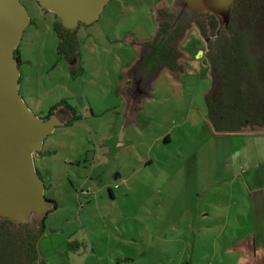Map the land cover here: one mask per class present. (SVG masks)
<instances>
[{
    "label": "rangeland",
    "instance_id": "rangeland-1",
    "mask_svg": "<svg viewBox=\"0 0 264 264\" xmlns=\"http://www.w3.org/2000/svg\"><path fill=\"white\" fill-rule=\"evenodd\" d=\"M165 1L174 0H111L97 21L74 31L79 62L71 66L58 52L55 14L22 0L31 22L20 42L21 93L40 117L62 97L79 115L58 125L35 155L46 194L58 203L35 244L40 264H204L214 254L210 245L222 231L217 221L230 207L228 196L252 191L262 200L264 134L246 136L240 148L215 131L206 99L211 66L196 27L181 44L189 55L183 72L163 69L134 110L124 100L120 73L138 55L128 33L150 41L156 7ZM244 24L243 16L235 17L234 27H246L253 41L262 23ZM225 28L220 21L217 31ZM249 65L260 81L253 60ZM216 194L223 197L213 199ZM206 209L216 222L211 230L201 217ZM226 233L232 235L230 227Z\"/></svg>",
    "mask_w": 264,
    "mask_h": 264
},
{
    "label": "water",
    "instance_id": "water-1",
    "mask_svg": "<svg viewBox=\"0 0 264 264\" xmlns=\"http://www.w3.org/2000/svg\"><path fill=\"white\" fill-rule=\"evenodd\" d=\"M52 11L63 26L76 29L93 23L111 0H35ZM235 0H174L172 9L197 16L214 14L221 26L231 22ZM31 18L22 0H0V219L13 222L44 220L53 202L37 171L35 155L45 138L61 124L59 117L43 119L20 90V60L16 56Z\"/></svg>",
    "mask_w": 264,
    "mask_h": 264
},
{
    "label": "trees",
    "instance_id": "trees-1",
    "mask_svg": "<svg viewBox=\"0 0 264 264\" xmlns=\"http://www.w3.org/2000/svg\"><path fill=\"white\" fill-rule=\"evenodd\" d=\"M164 16L165 20L159 21L153 41L160 40L162 44L159 60H153L152 54L143 64L147 67L152 64L154 73L158 72L163 64L174 71H182L183 66L178 63L182 52L177 48V42L184 37L185 31L193 23L199 29L209 27L212 38L207 56L211 66L212 87L206 99L212 126L217 132L230 133L241 131L248 126L264 128V0H235L231 22L220 32L217 31L220 21L211 13L198 17L188 11L180 15L165 12ZM238 16L244 17L247 21L244 26L247 27L251 21L262 23L263 31H257L252 37L254 40L249 41L250 36L245 33L246 27H234V19ZM174 17L180 19L175 27ZM55 29L59 35L69 40L61 41L60 51L73 53L77 49L75 37H65L62 34L61 21H58ZM248 48L252 50L253 55L250 56ZM18 53L20 50L16 49V56ZM251 60L258 76L261 74L260 81L252 76L253 67L249 65ZM218 81L219 87L215 93ZM6 221L0 220V264H33L39 257L35 241L26 237L21 227H14V223Z\"/></svg>",
    "mask_w": 264,
    "mask_h": 264
},
{
    "label": "crops",
    "instance_id": "crops-1",
    "mask_svg": "<svg viewBox=\"0 0 264 264\" xmlns=\"http://www.w3.org/2000/svg\"><path fill=\"white\" fill-rule=\"evenodd\" d=\"M127 40L130 43H132V40H134L133 36L130 33H128V38L126 39V41ZM134 49L138 50L136 44L133 45L132 48L133 52ZM187 56L189 57L188 54ZM135 60L136 59H131L130 63H128L123 68V72L120 73L121 80L119 81V84L121 85L122 89L125 85L124 82L126 80L128 81V79L130 78L128 76V73ZM124 100L127 102L128 108L133 109L134 106H132V104L131 106H129L131 100L128 98L127 95L124 96ZM129 113L130 112L128 109L127 115ZM257 132L260 134H264V128H261L259 126H254V127L248 126L242 129L241 131H236L233 133L218 132V134H224L229 137H232L233 142L234 141H236L237 143L241 142L242 143V145H240L241 148L245 146L247 142L246 136L249 137L250 135ZM245 180L248 181L249 179L245 177ZM261 182H263V186H264V181ZM233 195L234 194L232 193L230 197L228 196V199L231 198L230 207L228 206V208L225 210L224 216L222 215L223 218L220 217L219 220L217 221L218 224H220L221 223L220 221H222V227H221L222 231L218 232L214 236L212 240L213 243L212 245H210L215 249L214 254H211L210 256H206L203 259L204 260L203 263L204 264H256V263L264 264V194L261 201L256 200V197L254 196V192L252 191L242 192L241 194L237 195V197H234ZM222 197L223 195L216 194L215 196H213V199H221ZM220 204L222 203H219L218 205ZM209 209L203 210V212L201 213V217L204 220L205 229L211 230L213 224H216V222L211 223V220L213 221L215 220L214 218H210L211 215ZM227 227H230V232H232V235L226 233ZM219 241L221 243V246H219L218 244ZM228 253L230 254V256L227 257ZM40 258L41 255L39 254V257L33 264H40L39 263ZM126 259H131V261H133L132 258H128V257L124 258V260ZM98 260H101V257H99ZM119 260L121 261L122 259L121 258L117 259V261ZM168 262L169 261L165 263L164 261L163 263L168 264ZM191 262L192 261L187 262L185 260L180 261L181 264H191Z\"/></svg>",
    "mask_w": 264,
    "mask_h": 264
},
{
    "label": "flooded vegetation",
    "instance_id": "flooded-vegetation-1",
    "mask_svg": "<svg viewBox=\"0 0 264 264\" xmlns=\"http://www.w3.org/2000/svg\"><path fill=\"white\" fill-rule=\"evenodd\" d=\"M172 5V2L167 3L166 1L163 2L161 5H158L157 8V21H158V26H159V21L161 20H165L163 18V15L165 12H170V13H176L178 15L182 14L183 12H179L176 10H171L170 6ZM163 12V14H161ZM189 12V11H188ZM207 14V13H206ZM203 15V16H206ZM56 16V15H55ZM197 16V15H196ZM199 17V16H198ZM99 18V17H98ZM98 18L95 20L97 21ZM161 18V19H160ZM57 19V23L59 20V18L56 16ZM94 21V22H95ZM180 21L179 17H174L173 20V27L177 26V23ZM56 23V24H57ZM62 24V22H61ZM81 24V23H80ZM79 24V26H80ZM86 24V23H84ZM91 24V23H90ZM56 26V25H55ZM78 26V27H79ZM63 30L62 34H64V36L66 37L67 35H73L75 37V41L77 44V38L75 35V30L76 29H68L66 27L63 26ZM196 27L197 31L200 33V35L204 38L205 42H206V51L205 53L207 54L208 50H209V44L211 42V31L209 30V27H203V29H199L196 24H192L184 33V37L179 40L177 42V48L179 49V51L182 52V56L179 58L178 63L181 64L183 67V60L184 59H188L186 50L184 48H182V42L184 41V39L188 36L190 30ZM55 28V27H54ZM204 30V31H203ZM55 32L58 34V32L55 29ZM156 35V33H155ZM154 35V37H155ZM59 45L61 44V41H65L68 42L69 40L67 38H64L62 35H59ZM154 37L150 40V41H146V42H141V41H136L135 39L132 40V44H136V46L138 47V55L136 60L133 62L128 76L130 77L128 79V81L126 80L124 83V87L123 90L126 93V95L129 97V99L131 100L130 105L132 104V106H134L136 104V102L138 101L139 98H141V96L143 95H150L151 93L147 90L150 88V83L153 77H155L161 70L163 69H168L169 71L176 73V72H183L182 71H174L172 69H170L167 65L163 64L162 67L159 68V71L154 73L153 71V67L152 64H149V67H147V65L143 64L144 61H148L149 58H151L152 54H153V60H156V58L159 60V52L161 51L162 48V44L160 40H157L155 42L154 41ZM155 44V45H153ZM20 50V45L17 48ZM58 52L61 53V55L69 62V64L71 66H75L78 64L79 60H78V45H77V49L74 50L73 53H65V52H61L59 47H58ZM19 60L21 61L20 66L23 64L24 60H23V53L20 50V53L17 54ZM21 69V68H20ZM23 79V73L21 72V80H20V90H21V82ZM149 87V88H148ZM130 92V94H129ZM33 101L36 105H39V101L35 98H33ZM136 106L133 107V110L135 109ZM132 110V111H133ZM56 116L59 117L61 120V125H67L70 124L72 122V120L76 119L77 117H79V115L77 114V108L75 105H70L67 98L62 97L61 99L56 101V104L51 105L49 107H47L45 113L43 115H41V117L43 119H50L51 117ZM60 125V124H59ZM58 126V125H57ZM56 126V127H57ZM56 129V128H55ZM52 134V133H51ZM50 135V134H49ZM48 135V136H49ZM46 139V138H45ZM42 149L41 151L38 153L39 155H42ZM38 174L40 175V177L43 179L44 183H45V195L46 197L49 199L50 202H53L52 208H57L58 207V203L56 201V199H54L53 197H49L46 194V190H47V183L44 180V177L41 173V171L37 168ZM52 209H49V211H51ZM47 212V213H48ZM46 217V216H45ZM3 220L5 222H7L4 219H0ZM45 220V219H44ZM10 221V220H8ZM43 222L45 221H40L37 219H33L27 222H13L10 221V224L14 223V227H21L22 228V233L25 234L26 237H31V239L33 240V242L35 241L36 245L38 244V242L41 239V236L44 233V228H45V223L43 224ZM13 227V228H14Z\"/></svg>",
    "mask_w": 264,
    "mask_h": 264
}]
</instances>
